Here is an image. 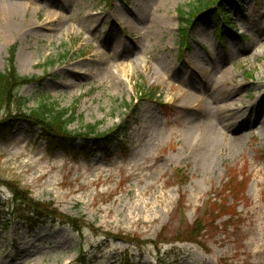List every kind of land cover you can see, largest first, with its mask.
I'll return each instance as SVG.
<instances>
[{"label":"rangeland","instance_id":"obj_1","mask_svg":"<svg viewBox=\"0 0 264 264\" xmlns=\"http://www.w3.org/2000/svg\"><path fill=\"white\" fill-rule=\"evenodd\" d=\"M200 1L0 0L21 6L17 33L0 24V71L15 47L18 74L41 80L19 90L27 108L75 107L74 134L119 129L106 150L76 136L70 153L13 124L0 140V264H264V126L244 123L240 144L215 135L208 166L187 144L219 127L188 104L208 100L219 70L245 86L232 107L255 100L264 0H237L219 22L214 4L187 23L183 46L179 13ZM138 84L158 95L138 100Z\"/></svg>","mask_w":264,"mask_h":264},{"label":"trees","instance_id":"obj_2","mask_svg":"<svg viewBox=\"0 0 264 264\" xmlns=\"http://www.w3.org/2000/svg\"><path fill=\"white\" fill-rule=\"evenodd\" d=\"M103 1L106 3L110 2V0ZM199 3L200 5L198 7L194 6L193 9L187 13L182 11L179 13V29L181 30L180 42L183 46L188 47L187 23L190 25L192 20L202 14V12H211V7L217 3L223 6L222 9L216 12L215 18L217 22H219L221 19H224V16L227 14L225 13V11H227L226 9H231L236 6L235 0H201ZM224 8L226 9L224 10ZM188 15H190L192 19L189 20ZM219 33L220 30L218 31V34ZM14 55L15 47H12L9 50L7 67L3 72L0 71V140L9 135L14 127L13 124L16 122H23L28 129L31 130L38 128L41 137H43L49 145L52 147H61L64 151L70 153H75V150L66 146L72 145L76 136L80 139L82 138L86 143L93 141L98 147H105V150L114 144V139L115 141L118 140L119 137H116L119 132L118 128L114 131L99 134L97 133V125H88L84 127L82 133H71L68 127L76 119L75 107L72 109L60 110L56 105L50 104L46 100H41L38 101L35 108H27L29 99L19 96V90L26 85L36 82L40 83L41 80L35 77L20 76L15 67ZM135 94L138 100H143L145 98L154 99L158 95L156 89L147 88L145 84L136 85ZM91 136H93V138H91ZM227 183H229V192L234 193V195L240 192V189H231L230 181ZM181 184L184 185L185 181L181 182ZM27 205L31 210L30 213L35 214V216H48L45 215L46 213L39 214V210L41 209L38 206L41 205L33 204L32 201H28ZM218 208H220L218 216L225 213V209L222 205L220 206V204H218ZM203 222H205V218H200L192 225L190 233L193 237L199 236V233L203 230V228H201ZM30 227L33 228V225ZM75 231H79V228L76 227Z\"/></svg>","mask_w":264,"mask_h":264},{"label":"bare ground","instance_id":"obj_3","mask_svg":"<svg viewBox=\"0 0 264 264\" xmlns=\"http://www.w3.org/2000/svg\"><path fill=\"white\" fill-rule=\"evenodd\" d=\"M19 4L20 3L17 2V4L7 7L3 2L0 5V24L9 35L15 34L19 30L17 27V20L21 12V6ZM253 32L260 38V35L264 31L262 28L254 27ZM263 38L261 37L260 41L256 40L252 42L253 46L258 48L257 50H253L252 55L254 57L263 54ZM261 79H264V71L262 72V77L259 76L254 83V86L257 85L255 89V100H252L250 104L246 106L241 104V109L234 108L230 104L238 101L234 99L235 97L233 96L241 93L242 90L245 89V86L239 83L233 85V79H231L230 73L225 69L219 70V75L215 78L213 84L208 87V91L203 90V97L208 98L207 101L204 102L199 98L196 104L188 103L191 110L212 117L219 125V127H217V125H211L209 132L204 130L201 131L200 134L198 133L197 136L187 139V144L194 153L198 154V159L202 164H207L206 166H208L212 162V153L214 144L216 143V138H214L215 135H221L222 138L229 143L240 144L245 137L244 132L239 134L236 133L240 126L244 123L253 124L254 122H256L259 127L264 126V85L258 86L262 83L264 84ZM229 85L232 87L229 88ZM222 86H226V88L221 89ZM178 90L181 92L183 91L188 99L195 97L196 91H185L179 88ZM228 120L230 123H227Z\"/></svg>","mask_w":264,"mask_h":264}]
</instances>
